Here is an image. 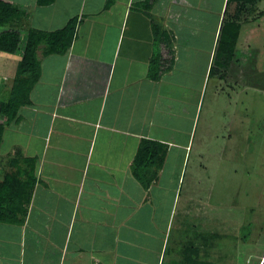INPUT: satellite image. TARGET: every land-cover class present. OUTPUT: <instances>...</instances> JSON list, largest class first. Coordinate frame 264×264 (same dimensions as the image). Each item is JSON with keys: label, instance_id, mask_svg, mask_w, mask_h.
Instances as JSON below:
<instances>
[{"label": "crops", "instance_id": "obj_1", "mask_svg": "<svg viewBox=\"0 0 264 264\" xmlns=\"http://www.w3.org/2000/svg\"><path fill=\"white\" fill-rule=\"evenodd\" d=\"M1 1L18 9L9 24L22 39L72 17L77 23L65 53L39 46L30 103L2 138L0 181L17 155L35 158L36 178L22 223L0 222V264H203L198 234L181 231L180 217L197 208L182 190L203 173L200 122L221 97L209 67L234 5L227 12L228 0ZM166 45L174 58L162 71ZM19 60L0 52V99ZM208 86L216 101L205 100ZM146 140L166 145L157 167L139 171L154 172L148 186L132 169ZM211 186L219 193L221 184Z\"/></svg>", "mask_w": 264, "mask_h": 264}, {"label": "rangeland", "instance_id": "obj_2", "mask_svg": "<svg viewBox=\"0 0 264 264\" xmlns=\"http://www.w3.org/2000/svg\"><path fill=\"white\" fill-rule=\"evenodd\" d=\"M241 15L235 54L226 69L218 71L224 72L223 79L214 77L221 97L216 101L209 86L205 94V100L216 101L217 106L210 107L200 122L203 144L198 168L203 173L182 190L197 208L180 217L181 231L198 234L193 242L203 246L199 256L203 264H264V0ZM215 181L221 184L219 193L210 187ZM229 183L235 186L233 198L228 197ZM206 190L210 200L204 196ZM191 238L183 239L190 243L186 241Z\"/></svg>", "mask_w": 264, "mask_h": 264}, {"label": "trees", "instance_id": "obj_3", "mask_svg": "<svg viewBox=\"0 0 264 264\" xmlns=\"http://www.w3.org/2000/svg\"><path fill=\"white\" fill-rule=\"evenodd\" d=\"M256 1H227V12L231 5H234L235 9L231 13L228 12V15L222 21L213 59L209 67V76L223 79L224 72L219 73L218 71L220 68L225 70L235 54L241 28L238 18L242 17L241 13L246 8L247 10L252 8ZM106 2L109 4L111 0ZM17 15L18 9L0 0V52L20 54L10 94L6 99H0V145L5 130L17 116L20 107L30 103V91L40 76V63L37 57L39 46L43 45L44 54L65 53L71 44L77 23V17H72L60 29L53 31L28 30L24 33L22 39L20 30L9 24ZM171 48L172 45H166L167 55L165 61H162V71L171 68L174 58ZM164 146L166 145L160 142L146 140L140 143L136 151L132 169L145 186L151 183L155 174L153 172L150 176L144 177L139 171L152 166L153 163H157L158 159L162 161ZM9 166L5 179L0 181V222L11 221L20 224L24 220L25 205L30 200L36 178L35 158L17 155L9 160ZM247 234L244 233L242 238H246Z\"/></svg>", "mask_w": 264, "mask_h": 264}]
</instances>
